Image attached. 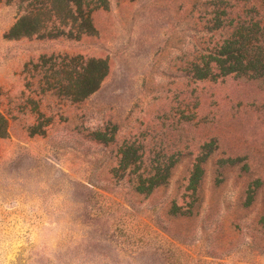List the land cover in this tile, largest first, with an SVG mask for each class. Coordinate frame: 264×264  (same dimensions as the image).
I'll return each instance as SVG.
<instances>
[{
  "label": "rangeland",
  "instance_id": "374dc122",
  "mask_svg": "<svg viewBox=\"0 0 264 264\" xmlns=\"http://www.w3.org/2000/svg\"><path fill=\"white\" fill-rule=\"evenodd\" d=\"M51 5L0 0V264H264V0Z\"/></svg>",
  "mask_w": 264,
  "mask_h": 264
},
{
  "label": "trees",
  "instance_id": "16d2710c",
  "mask_svg": "<svg viewBox=\"0 0 264 264\" xmlns=\"http://www.w3.org/2000/svg\"><path fill=\"white\" fill-rule=\"evenodd\" d=\"M106 1L107 0H20V3L21 5L28 4L30 10L26 11V13L43 12L46 8L52 6L51 4L55 5L56 3H61L65 5V10L67 11L69 10L68 12L69 19L71 18L74 23L77 20H82L84 26L85 25L87 26L90 23L88 22L87 18L92 13V11L96 10L97 8H102V4L104 5ZM74 12L75 14L81 16L80 19L75 18L76 16L74 15ZM82 35L85 34H81V36ZM225 44H227L226 47H224L225 51L223 53L221 52L220 57L214 62H212V63H216L219 71L223 74V76L232 74L236 71V60H234L233 58V50H232L233 44H231L230 42H226ZM245 63H246L245 61L242 62L238 60V64L246 74L247 71L250 70L249 68L250 66H248L249 64L244 65ZM209 69H210V62L206 64L204 70H201L207 72L206 74H203V76H201L202 78L210 75L208 73Z\"/></svg>",
  "mask_w": 264,
  "mask_h": 264
}]
</instances>
